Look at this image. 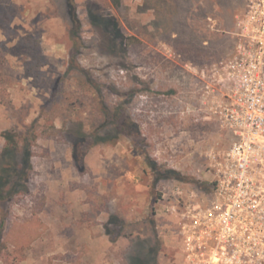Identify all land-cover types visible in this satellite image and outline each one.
Masks as SVG:
<instances>
[{
  "label": "rangeland",
  "instance_id": "rangeland-1",
  "mask_svg": "<svg viewBox=\"0 0 264 264\" xmlns=\"http://www.w3.org/2000/svg\"><path fill=\"white\" fill-rule=\"evenodd\" d=\"M243 3L0 0V158L3 132L36 137L28 190L0 201V264H131L150 247L151 264H184L180 213L230 140L197 70L228 52Z\"/></svg>",
  "mask_w": 264,
  "mask_h": 264
},
{
  "label": "built area",
  "instance_id": "built-area-1",
  "mask_svg": "<svg viewBox=\"0 0 264 264\" xmlns=\"http://www.w3.org/2000/svg\"><path fill=\"white\" fill-rule=\"evenodd\" d=\"M225 56L197 70L201 105L229 134L210 190L180 213L184 264H264V0H244Z\"/></svg>",
  "mask_w": 264,
  "mask_h": 264
},
{
  "label": "trees",
  "instance_id": "trees-1",
  "mask_svg": "<svg viewBox=\"0 0 264 264\" xmlns=\"http://www.w3.org/2000/svg\"><path fill=\"white\" fill-rule=\"evenodd\" d=\"M69 6L72 4L69 2ZM71 16L74 18L73 7L71 8ZM3 136L6 144L1 153L0 158V201L10 200L13 196L25 192L27 188V179L29 172L32 169L31 157V144L35 140V136L21 137L14 131H5ZM19 138L23 143L20 147ZM153 170L157 171L154 162H150ZM172 173V171H169ZM202 183V182H201ZM202 189L205 191L210 190L207 182L202 183ZM156 250L153 247L148 248L150 258L143 257L135 254L131 257V264H151L154 261ZM153 264V263H152Z\"/></svg>",
  "mask_w": 264,
  "mask_h": 264
}]
</instances>
